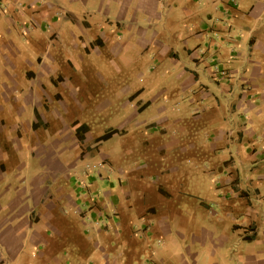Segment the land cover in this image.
I'll list each match as a JSON object with an SVG mask.
<instances>
[{
  "label": "crops",
  "instance_id": "1",
  "mask_svg": "<svg viewBox=\"0 0 264 264\" xmlns=\"http://www.w3.org/2000/svg\"><path fill=\"white\" fill-rule=\"evenodd\" d=\"M68 257L264 264V0H0V264Z\"/></svg>",
  "mask_w": 264,
  "mask_h": 264
},
{
  "label": "rangeland",
  "instance_id": "2",
  "mask_svg": "<svg viewBox=\"0 0 264 264\" xmlns=\"http://www.w3.org/2000/svg\"><path fill=\"white\" fill-rule=\"evenodd\" d=\"M94 89H96L98 92L96 93V97H94V106L105 103L107 101H112L113 104L110 106L109 110H105L102 112H95L94 109L97 107L95 106L92 108L91 111H88V118L91 120L90 122L94 126L95 132H101V131H107V129H110L111 127H118L121 124V121L124 117V112L121 111L120 106L122 105V102L120 99L115 97L113 95L112 89L102 88V84L94 83ZM110 85H117V90L121 87L120 82L110 83ZM108 90H111L110 93H108ZM144 116V114H143ZM108 166V164H106ZM103 200H106L105 195H102L101 197ZM95 202L99 203L101 202V199L96 196L94 199ZM102 205H100L99 210L97 211V214H100L101 212H105V209L102 208ZM111 207V203L110 206ZM69 257L65 259V261L62 264H70Z\"/></svg>",
  "mask_w": 264,
  "mask_h": 264
},
{
  "label": "trees",
  "instance_id": "3",
  "mask_svg": "<svg viewBox=\"0 0 264 264\" xmlns=\"http://www.w3.org/2000/svg\"><path fill=\"white\" fill-rule=\"evenodd\" d=\"M87 127L86 126H82L78 128V133L80 134L82 131L86 130ZM115 133H117L116 130H110L108 131L105 135H103L102 137H100L98 140H108L110 139Z\"/></svg>",
  "mask_w": 264,
  "mask_h": 264
}]
</instances>
